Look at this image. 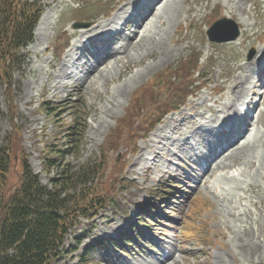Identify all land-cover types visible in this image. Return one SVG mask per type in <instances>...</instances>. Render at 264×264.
<instances>
[{
	"label": "rangeland",
	"instance_id": "1",
	"mask_svg": "<svg viewBox=\"0 0 264 264\" xmlns=\"http://www.w3.org/2000/svg\"><path fill=\"white\" fill-rule=\"evenodd\" d=\"M89 1L44 0L47 18L25 50L28 63L20 86L8 99L0 91V107L8 118L0 122V134L1 138L12 134L15 159L7 186L18 179L20 149L40 182L47 183L41 158L47 145L64 143L72 118L65 108L64 114L44 110L41 106L46 101L53 108L77 103L88 108L79 162L115 141L114 150L105 155L106 170L97 184L100 191H115L114 184L122 178L134 182L129 193L117 192L126 213L108 210L99 215L84 241L104 239L103 244L79 259L82 244L54 264H264V70L253 73L235 104L241 113L237 114L238 108L228 110L229 119H236L231 138L216 141L209 134L233 99L236 79H248L244 68L264 47V0H170L168 7L150 17L146 29L139 30L132 46L128 42L134 36L135 21H123V33L107 34L103 44L95 43L92 55L80 48L85 42L81 32L111 21L133 0ZM146 1L143 16L155 0ZM213 7L217 10L212 11ZM216 18L232 19L237 39L209 42L205 31ZM73 20H87L89 27L73 30ZM217 34L219 38L228 35L221 30ZM119 37L117 46L111 43ZM97 60L101 64L93 67ZM237 63L245 67L237 69ZM150 65L154 66L149 73L127 85ZM90 68L87 79L82 69ZM197 85L204 89L166 115L161 124L151 125L146 139L140 140L155 117L169 111L190 86L194 92ZM147 86L150 89L143 93ZM248 123L252 139L242 154L231 157L229 151L213 156L218 141L232 143L229 150L240 147ZM137 221L146 229L135 226L127 233ZM122 238L129 239L128 246L120 242ZM69 244L76 247L70 239ZM248 244L255 247L253 253L246 251Z\"/></svg>",
	"mask_w": 264,
	"mask_h": 264
},
{
	"label": "trees",
	"instance_id": "2",
	"mask_svg": "<svg viewBox=\"0 0 264 264\" xmlns=\"http://www.w3.org/2000/svg\"><path fill=\"white\" fill-rule=\"evenodd\" d=\"M44 10V0H0V91L7 99L13 89L18 90L20 86L28 63L25 50L34 40L33 33ZM193 74L199 76L197 71ZM149 89L145 87L143 93ZM189 90L186 89L170 110L179 107L192 94ZM77 104L76 107L53 108V104L46 101L41 106L49 113L59 110L64 114L63 109H68L72 118V124L64 134V143L47 145L43 153L41 168L48 177L45 185L33 173L20 149L18 179L12 187L7 186L15 161L11 150L12 134L4 138L0 134V264H54L63 255L75 253L81 244L84 245L82 253L86 254L103 242L83 243L90 236L95 218L108 210L111 214L125 212L117 192L134 189L133 181L116 179L115 191H100L97 185L106 170L105 155L114 150L115 141H109L106 147H101L84 162L78 161L84 148L88 108L85 104ZM162 115L155 117L140 139ZM4 119L8 121L0 107V122ZM69 239L76 247L68 245ZM78 258L84 257L79 255Z\"/></svg>",
	"mask_w": 264,
	"mask_h": 264
},
{
	"label": "bare ground",
	"instance_id": "3",
	"mask_svg": "<svg viewBox=\"0 0 264 264\" xmlns=\"http://www.w3.org/2000/svg\"><path fill=\"white\" fill-rule=\"evenodd\" d=\"M146 0H133L132 2H130V3H128V4H126L124 7H122L121 9H120V11L114 16V18L111 20V21H109V22H106V24H99V25H97V26H95V27H92L91 29H89V30H87V31H83V32H81V38H83V39H87V40H89L90 41V43L91 44H93V43H96L97 41H99V39H98V36L99 35H101V34H111V33H113V32H116V30L118 29V28H121L120 29V31H122L121 33H123V30H122V26H123V24H122V22L123 21H127V20H130V22H133V21H135V27H136V30H135V32H134V36L130 39V42H128V45H130V46H132V44H133V42H135V41H137V35H138V33H139V30L140 29H146L147 28V26L149 25V23H150V17H152V15H154L155 14V11H157V10H161L164 6H167V4H168V2L170 3V0H155L154 1V4H153V6L150 8V10L146 13V15H142L141 13L143 12H145L144 11V9L142 8V5H143V3L145 2ZM148 1V0H147ZM146 1V2H147ZM247 1H249V0H247ZM231 3H232V6L231 7H229L230 9H233V6L235 5V3L234 2H232L231 1ZM230 3V4H231ZM146 4V3H145ZM168 7V6H167ZM175 9V8H174ZM177 9V8H176ZM129 10H130V12H129ZM220 10V9H219ZM238 10L239 11H241V12H245L246 10L245 9H242L241 7H238ZM231 11V10H230ZM229 11V13H227V14H229V15H231L232 13ZM236 12H237V10H236ZM210 14V13H209ZM46 18H47V13L45 12L44 14H43V16H41V18H40V20H39V24H38V27H37V29H35V32H34V35H37V31H38V29L40 28V26H41V24L43 23V21H45L46 20ZM230 18V17H229ZM230 20H232V19H230ZM248 30H253V28H251V27H249L248 28ZM120 33V34H121ZM118 40H121L120 39V37L119 38H115L111 43L112 44H114L115 42H117ZM139 42H140V40H139ZM142 42H143V40H142ZM160 42H161V39H159L158 41H157V44L159 45L160 44ZM114 45H116V44H114ZM113 45V46H114ZM120 45V44H119ZM117 46V45H116ZM122 46V45H121ZM121 46H119V47H116V48H119V49H121L122 47ZM82 47H83V45H82ZM82 47H80V48H82ZM115 47V46H114ZM77 48V47H76ZM115 48V49H116ZM111 51H109V52H111L112 53V51L114 50L113 48H112V46H111V49H110ZM122 50V49H121ZM120 50V51H121ZM108 52V51H107ZM89 54V53H88ZM74 55V54H73ZM90 55V54H89ZM109 55V54H108ZM112 55V54H111ZM111 55H110V57H111ZM114 57V56H113ZM165 57V52H162V56H161V58H164ZM91 58L93 59V57L91 56ZM162 60L163 59H160V61L162 62ZM101 61H96V62H94V66L93 67H97L99 64L98 63H100ZM101 64V63H100ZM153 66L154 65H150V66H146L145 67V69L144 70H142L141 72H139V73H136V75L127 83V85L128 84H130V83H133L135 80H138V79H140L141 77H143V76H145L147 73H149L151 70H152V68H153ZM240 67H245L244 65H242V64H239V63H237L236 64V68L237 69H239ZM264 67V47H262L261 49H258L257 50V53H256V55L254 56V58L252 59V61L250 62V63H247L246 64V69L244 68V70L248 73V75L249 76H247L246 75V78H248V79H244V82H241V80H238V82H237V79H236V83H235V85L232 87V89L233 90H231V93H232V96L231 97H233V99L231 100V102L230 103H228V106H225L224 108L226 109L225 110V112H224V115H222L221 116V118H220V124L221 123H225V124H223V125H226L227 123H230V122H228L227 120H230L231 122L233 121L231 118L229 119V112H228V110L230 109L231 111H236L237 112V108H238V112H237V114L239 115L240 113H241V109H239V107L237 106V108H236V103L239 101V98H240V96H242L244 93H245V86L247 85V84H249L250 85V83H249V79H251L252 78V76H253V73L256 71V72H259V74H260V72L261 71H263V68ZM59 71H60V73H61V76H63L64 75V67L63 66H61L60 68H59ZM91 72V68L90 69H82V75H83V77H85V78H87L88 79V74ZM240 72V71H239ZM261 75H264V74H261ZM66 77H68L67 75H66ZM72 77V76H71ZM77 79V78H76ZM79 79V78H78ZM126 90V89H125ZM122 92V91H121ZM216 92H217V90H216ZM243 106H246L245 105V102H243L242 103V107ZM223 108V109H224ZM222 111V110H221ZM245 114H247V113H245ZM216 115V114H215ZM201 117H202V115H201ZM249 117V116H248ZM204 119V118H203ZM251 127H252V125H251V123H248L247 125H246V127L244 128V131H243V133L244 134H247V136L244 138V143H243V141H242V143L243 144H241L240 145V147H236V148H234V149H232V150H229L228 148L232 145V143H227L226 145H222L221 146V148H220V151L219 152H217V153H219V156H221L222 154H224V152H229V151H232V153H231V157H233V156H238L240 153H241V149L242 150H244V146H246V145H248V143L251 141V133H250V130H251ZM158 132L160 131V130H157ZM162 131V130H161ZM156 134V133H155ZM156 136V135H155ZM231 136L232 135H227L226 136V138H231ZM158 138V137H157ZM244 147V148H243ZM221 154V155H220ZM242 154V153H241ZM223 162V161H222ZM223 166V165H222ZM248 248H246L247 250L246 251H250V252H252V251H255L256 249H255V247L253 246V245H251V244H248V246H247ZM253 253V252H252ZM169 256H170V254H169ZM165 262V261H164ZM167 262V261H166Z\"/></svg>",
	"mask_w": 264,
	"mask_h": 264
},
{
	"label": "water",
	"instance_id": "4",
	"mask_svg": "<svg viewBox=\"0 0 264 264\" xmlns=\"http://www.w3.org/2000/svg\"><path fill=\"white\" fill-rule=\"evenodd\" d=\"M228 22L229 21L223 19V20H220V21L216 22L214 25H212V27L210 28V30L207 33L208 40L211 41V42H216V43H221V42L235 40L236 37L238 36V30L233 25L231 26V28H229L230 35L227 38L220 39V38H217V37H215L213 35V33H215L216 28L218 26L224 25V24H228ZM86 27H88V25L87 24H83V23H75L73 25V29H80V28H86Z\"/></svg>",
	"mask_w": 264,
	"mask_h": 264
}]
</instances>
